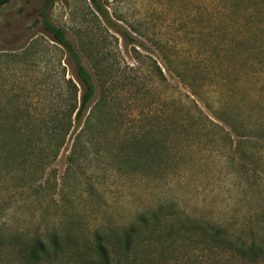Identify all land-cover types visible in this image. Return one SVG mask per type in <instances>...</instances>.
Segmentation results:
<instances>
[{
	"label": "rangeland",
	"instance_id": "rangeland-1",
	"mask_svg": "<svg viewBox=\"0 0 264 264\" xmlns=\"http://www.w3.org/2000/svg\"><path fill=\"white\" fill-rule=\"evenodd\" d=\"M42 2L11 0L0 8V123L5 129L22 125L29 130L52 123L54 112L62 114L69 104L67 79L76 84L77 100L82 91L65 50L41 26L33 27ZM97 2L106 18L89 0H52L49 18L65 31L91 73L96 94L88 112L96 103L105 107L109 126H114L112 138L116 121H132L138 127L155 115L157 138L163 139L164 118L170 115L175 122L183 102H194L214 120L223 98L210 87V43L225 45L232 29L237 35L247 32L246 42L233 55L222 56L212 73L235 87L232 101L252 110L249 128L258 119L264 121V90L254 100L250 97L253 88L264 89V0ZM114 25L135 42L124 40ZM226 65L234 70H226ZM225 89L220 93L227 98ZM16 111L27 114L19 118ZM224 113V119L230 117L228 110ZM220 125L231 141L198 135L180 142L182 157L163 179L126 175L129 169H124L121 158L97 155L88 142H83L75 164L67 160L68 150H62L56 160L44 161L42 172H30L24 181L2 171L0 236L11 246L0 251V264H30L18 250L37 237L48 243L54 232L69 235L79 249L40 264H93L88 247L94 244V231L112 237L109 230L127 226L138 213L156 209L163 200L174 201L175 213L221 225L240 238L238 244L260 245L264 240V134L237 129V137ZM6 137L0 135L2 140ZM238 146L245 154L236 153ZM119 166L126 174L117 172ZM173 239H159V243L155 239L146 250L120 258L111 254L113 264H249L230 252L212 251L206 244L197 247L191 237L175 243ZM170 244L174 248L161 254L160 245ZM253 264H264V259Z\"/></svg>",
	"mask_w": 264,
	"mask_h": 264
},
{
	"label": "trees",
	"instance_id": "trees-1",
	"mask_svg": "<svg viewBox=\"0 0 264 264\" xmlns=\"http://www.w3.org/2000/svg\"><path fill=\"white\" fill-rule=\"evenodd\" d=\"M89 1L94 10L106 18L97 0ZM10 2L11 0H0V8ZM51 4L52 0H43L38 19L34 21L33 27L41 26L51 36L52 40L65 50L82 91L79 100H77L76 84L72 79H67L65 81V88L69 95L67 109L62 114L55 111L54 121L48 125L32 126L31 129L27 130L22 125L5 129L0 123V135H8L6 140L0 139V173L5 171L8 175L14 174L20 177V181H24L28 173L32 172L34 175L42 172L46 168L44 161L56 160L62 150H68L67 160H70L71 164H75L79 159L77 157L82 153L83 142H88L91 144V148L94 146L92 149L97 155L121 158L124 169H129L126 174V172L123 173V167H117V172L122 173V175L126 174L139 178H150L149 176H151L163 179L164 177L167 178L165 171L172 169L174 163L182 157L183 151L179 147L180 142L190 141L198 135L205 139L215 137L222 143L223 141H231L230 134L221 127L220 123L228 127L230 132L237 137L240 136L237 129L239 131L252 130L251 132H256L258 135L264 134V121L258 119L253 127L249 128L248 126L251 124L247 122V119L252 118V110H247L248 107L242 103L232 101L235 87L231 89L221 77L212 73L219 68L221 63L219 61L222 56L233 55L235 50L246 42L247 32L237 35L232 29L229 31L231 37L225 45L217 44L216 40L210 43V87L214 86L217 89L216 97L220 95V99L223 98L220 101V114L214 116V120L205 116L194 102H183L180 105V116L175 122L170 115H166L164 118L161 129L163 139L157 138L159 134L155 126L158 122L155 115L149 123L138 127H134L132 121L126 123L116 121L117 133L112 138L110 129L114 126H109L110 118L107 117L109 113L105 107L96 103L88 112L89 105H91L96 94L93 77L83 65L79 53L67 38L65 31L51 23L49 18ZM114 26L124 40L135 42L130 34L118 29L119 27L116 25ZM214 38L216 37L214 36ZM226 70L231 72L234 67L226 65ZM159 74H161L160 70ZM160 76L162 77V74ZM221 88H227L225 89L227 98L220 93ZM262 90H264L263 86L253 88L250 95L251 100H254L258 96V92ZM224 110L229 112L230 117L227 119L223 118L225 116ZM16 114L17 117L22 118L27 113L16 111ZM122 116L119 114V118ZM125 117L127 118V115ZM237 122L240 123L235 126ZM120 131H122V135H120ZM25 136H36V139L23 141L22 138ZM239 152L245 154L241 146L236 149V153ZM109 168L113 167L110 166ZM39 187L42 186L39 185ZM176 206L174 201L163 200L156 209H145L138 213L127 226L109 230L110 233H113L112 237L115 236L114 240L112 237L104 235L100 229L94 231V244L88 247L89 255H94L95 263L93 264H113L115 258L111 254L118 253L120 258L122 255L127 256L131 251L146 250L155 239L159 243V239L164 240L174 236L176 237V240L173 239L174 243L177 242V239L183 241L189 240L191 237L194 238V244L197 247L206 244L212 251L230 252L239 261H249V264L264 259V240L260 245L251 244L249 247L238 244L237 240L240 238L228 233L221 225L192 219L186 216L184 212L175 213L174 208ZM175 218L177 221L173 223ZM48 240V243H45L39 237L34 238L24 247H21L18 252L19 254H26L30 264H40L42 261L47 262L50 259L54 261L59 256L66 255L70 249H79L67 234L54 232L49 235ZM5 244L3 237L0 236V251L11 246ZM159 248L162 250L161 254H164L166 249L171 251L174 246L173 244L169 246L160 245Z\"/></svg>",
	"mask_w": 264,
	"mask_h": 264
}]
</instances>
